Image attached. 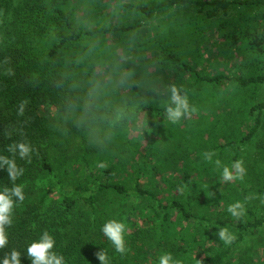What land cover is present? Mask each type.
Returning a JSON list of instances; mask_svg holds the SVG:
<instances>
[{
  "label": "rangeland",
  "instance_id": "374dc122",
  "mask_svg": "<svg viewBox=\"0 0 264 264\" xmlns=\"http://www.w3.org/2000/svg\"><path fill=\"white\" fill-rule=\"evenodd\" d=\"M69 1L76 6L75 16L81 26L98 29L129 23L130 16L117 10L121 4L153 5L160 0ZM186 1V7L161 16V39L157 30L151 28L140 34L141 42L163 40L168 50L178 53V57L201 75H223L232 79L264 76V0H228L254 5L232 6L226 13L218 11L214 19L206 18L203 13H193L192 4L198 0ZM2 12L5 11L0 9V18H3ZM177 30L184 34L178 35ZM122 38L109 34L104 40L107 43L106 62H112L111 76L115 77L118 89L121 88L120 94L127 93L129 83L133 82L148 101L161 106L171 99L172 85L180 92L194 80L193 75L179 72L180 69L172 65L158 66L152 50H133L132 39L123 41ZM6 39V32L0 31V51ZM236 84L234 81L218 85L197 83L187 94L191 115L182 117L176 124L166 118L162 125L154 127L152 114L137 113L127 119L126 124L127 138L132 144L130 151L117 157L97 154L89 158L93 173L101 182L134 187L136 174L141 172V186L156 197L155 201L146 198L136 201L131 197L107 195L96 202L98 215L104 216L97 219V230L110 220L122 222L126 228L125 254L115 251L101 229L107 264H159L166 254H171L168 264H198L202 257L226 248L224 241L219 239L220 228L236 236L241 223L253 219L264 221L261 193L264 190V110L252 137L238 142L254 126L259 112L251 108L264 102V85L241 88ZM38 112L47 119L54 115L53 108L47 105L41 106ZM206 151L215 153L211 161L204 158ZM217 159L221 161L220 167L215 164ZM237 160L243 161V177L223 182V167L231 169ZM100 163L105 167H98ZM107 168H112L109 178L103 175ZM81 171L78 169L77 177H83ZM233 174L236 175L234 169ZM39 186L42 190L56 192L59 188L55 181ZM64 190L71 193L74 188L67 183ZM245 197L252 198L245 200ZM187 198L188 211L210 223L183 220L179 212L173 210L168 212L167 222L161 226L160 207L172 200L183 203ZM237 201L245 208L239 220L227 211L228 206ZM135 232L142 234L136 237ZM242 236L231 248L225 264H241L245 260L248 264H264V224L258 229H248ZM94 243V256L85 260L90 264H105L97 256L101 245L97 241Z\"/></svg>",
  "mask_w": 264,
  "mask_h": 264
},
{
  "label": "trees",
  "instance_id": "16d2710c",
  "mask_svg": "<svg viewBox=\"0 0 264 264\" xmlns=\"http://www.w3.org/2000/svg\"><path fill=\"white\" fill-rule=\"evenodd\" d=\"M186 4V0H160L153 5L137 6L121 4L117 10L130 16L129 23L87 29L77 20L76 6L69 0H0V9L5 11L0 18L4 22L0 24V31L7 35L0 51V157L14 160L17 171L24 169L13 181L9 177L8 163L0 159V193L8 195L5 189L21 185L24 194L23 201L11 197L14 202L9 213L12 224L4 226L8 241L0 247V264H4L5 259L11 262L13 249L20 253L19 264H32L27 248L39 242L45 231L55 240L49 252L62 256V264H90L85 259L94 256L95 241L101 245L100 252L105 250L101 242L102 227L100 231L96 227L97 219L104 218L98 215L95 206L100 197L156 199L141 186V172L136 174L134 187H127L101 182L91 167L89 158L97 154L117 157L131 150L127 119L140 112L150 113L152 125L156 127L167 118L166 108H175L171 99L161 106L154 105L133 82L129 83L127 93H119L121 88L118 89L115 77L111 76L112 62H106V35L117 34L125 41L131 38L133 50H152L158 66L169 64L180 69L179 72L193 75L194 80L179 92L181 97L199 82L218 85L234 81L241 88L264 85V76L232 79L223 75H201L178 57V53L168 50L163 40L141 42L140 34L151 28L157 30L161 39V16L174 9L181 10ZM236 5L254 4L228 0H198L192 4L194 14L203 13L208 19ZM177 32L180 36L184 34ZM145 68L143 65L142 69ZM23 100L27 103L23 115H18ZM43 105L53 108L52 119L38 112ZM262 110L264 102L251 108L259 113L250 132L238 142L252 137L260 125ZM19 143L32 148L31 162L28 156L20 157L18 148L15 152L9 151V145ZM78 169L82 170L79 173L83 177L76 176ZM111 172L112 168H107L104 177L109 178ZM47 181L57 182L58 191L42 190L40 183ZM67 183L74 188L73 192L64 190ZM92 187L96 190H91ZM186 187L190 193L188 180ZM261 193L264 198V190ZM188 203L189 198L183 203L172 200L162 205L161 226L173 210L179 212L183 220L210 223L193 216L187 209ZM263 224L264 221L258 219L241 223L231 244L202 257L198 264H225L231 248L242 240V233ZM141 234L135 232L136 237Z\"/></svg>",
  "mask_w": 264,
  "mask_h": 264
},
{
  "label": "clouds",
  "instance_id": "9594fccd",
  "mask_svg": "<svg viewBox=\"0 0 264 264\" xmlns=\"http://www.w3.org/2000/svg\"><path fill=\"white\" fill-rule=\"evenodd\" d=\"M11 74V72L9 73ZM172 96L171 103L175 105V108L169 106L166 108V116L167 119L173 123H178L182 117L190 116L192 109L188 104L187 95L181 97L179 95V90L175 85L171 86ZM27 103V100H23L20 102V110L18 115H23L24 105ZM19 149V155L21 158L28 156V161L31 162V157L29 154L32 152V148L29 144L19 143L9 145V151L15 152L16 149ZM215 155L213 151H206L203 153V156L206 160L211 161L212 157ZM0 159H5L4 157H0ZM5 162L8 163L9 168V177L15 181L19 175H21L24 171L23 168L17 171L16 163L14 160L5 159ZM215 164L217 167H220L221 161L216 160ZM98 167H105L104 163H100ZM233 169L235 170L236 175L233 174ZM245 169L243 167V161L237 160L234 161L231 169L228 166H224L221 174V180L225 183L231 182L236 178H242ZM181 191L183 189H180ZM8 195L0 193V247H4L8 241V237L5 233V225L11 226L12 220L9 218V213L14 206V202L11 199L12 196H15L19 201L24 200L23 194V186L15 185L11 190L5 189ZM252 197H245V200H249ZM264 203V200H262ZM227 211L231 214L232 217L237 220L240 219L245 214L244 205L237 201L236 203L230 204L227 208ZM126 228L125 224L122 222H117L116 220H110L106 222L102 227V232L104 236L108 238V240L112 243L115 248V251L121 254H125L127 249L125 247V234ZM219 239L224 241L226 245L231 244L235 237L231 235L226 228H220L218 230ZM55 240L54 238L45 231L43 236L40 238L39 242H33L27 248L28 256L33 258L32 264H62L64 261L62 256H58L56 253H50L49 250L54 247ZM20 253L13 249L11 255V262L8 259L4 260V264H19ZM98 258L107 264V257L105 252L97 253ZM171 257V254H166L164 257L160 258L159 264H168V259ZM179 264V262H177Z\"/></svg>",
  "mask_w": 264,
  "mask_h": 264
}]
</instances>
